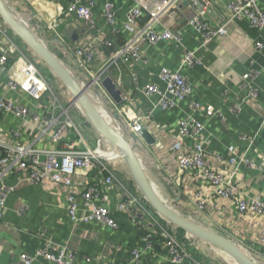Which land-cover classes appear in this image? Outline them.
<instances>
[{"label": "built area", "instance_id": "1", "mask_svg": "<svg viewBox=\"0 0 264 264\" xmlns=\"http://www.w3.org/2000/svg\"><path fill=\"white\" fill-rule=\"evenodd\" d=\"M48 1L65 3L47 27L60 42L65 59L76 62L80 78L71 75L75 77L77 86L84 92H95L112 112L124 111L125 106L115 103L103 82L109 78L115 88L121 91L124 86L123 66L148 63L140 47L142 41L149 45L175 42L181 46L179 65L173 69L162 66L157 72L156 82L142 84L135 74L130 75L135 90L146 99L155 96L156 100L152 102L151 108L144 112L134 111L131 117L120 113L125 127L135 139L128 143L129 147L139 164H149L158 171L198 214L209 220L212 227L250 254L264 257V195L247 193L239 181L242 168L255 170L257 176L264 180V155L256 146V137L239 134L238 142L246 144V147L241 150L237 143H230L225 148V155L212 147L211 133L196 117L206 112L224 119L223 113L211 104L191 98L193 84L182 71L200 65V58L195 50L184 47L179 30L166 27L156 29L153 26V23L161 25L163 15L183 3L193 12L186 22L199 32V47H203L222 34L227 23L234 19L246 17L252 28L263 31L264 12L259 6L261 0H170L166 7L156 12L150 9L151 0H134V4L125 11V25L132 33V38L120 46H117L112 35L117 13L113 0H101L99 17L93 11L95 0ZM220 2L224 3L228 16L222 25L213 28L205 16ZM148 12L152 17L145 21ZM71 16L72 20H68ZM62 26L71 29L80 27L83 33L70 42L59 30ZM5 27L3 23L0 24V74L8 78L0 94V115L8 114L18 119L19 128L30 130L38 137L46 136L55 147L39 150L32 144L8 145L5 141L7 134L0 129V219L9 196L15 191V185L9 184L7 179L15 173L24 182L64 190L66 213L72 225L95 222L116 230L118 222L104 204L105 197L102 195L103 189L114 187L117 198L115 209L125 213L129 220L142 228V240L147 249L152 250L156 238H160L168 250L170 264H202L194 260L182 241L160 222V217L136 193V188L115 175L107 161L119 155L113 141L101 136L98 147L78 148L73 141L65 139L72 132L80 135L72 120L70 106L59 100L44 76L23 58L9 40ZM28 28L35 35L39 33L34 20ZM255 47L263 48L264 45L256 42ZM13 53L17 56L11 59ZM19 62L24 69L15 78L11 70ZM261 76L264 78V70L259 69L250 70L241 76L239 87L246 93L230 105L231 113L238 115L243 104H252L255 111H261L258 90L252 85ZM178 101H186L187 110L177 121L171 142L166 144L154 138V143L148 145L141 136L142 132L150 127L158 132L162 130L160 124L152 122L153 110L170 111L178 106ZM101 117L111 125L107 115ZM10 131L14 136L20 133L19 129ZM145 146H151L152 149ZM78 197L82 199V213H79ZM26 207L21 203L17 214L24 213ZM39 235L44 238L43 246L36 248L33 253L20 252L17 264H38L39 260L50 264H74V250L46 239L44 231ZM131 255L136 261L140 251L134 250ZM84 258L87 262L91 260L90 257Z\"/></svg>", "mask_w": 264, "mask_h": 264}, {"label": "crops", "instance_id": "2", "mask_svg": "<svg viewBox=\"0 0 264 264\" xmlns=\"http://www.w3.org/2000/svg\"><path fill=\"white\" fill-rule=\"evenodd\" d=\"M3 1L17 17L23 20L27 27L33 20L36 21L39 31L37 34L40 35L36 34V36L42 38L46 45L64 57V50L60 42L47 27V24L52 22L59 14L63 8L62 5H65L64 1L61 2L62 4L48 0ZM113 1L117 6V13L116 22L112 26V35L117 46H120L132 38V33L127 30L125 25V11L134 4V0ZM169 1L151 0L150 9L155 12L159 11L161 8L166 7ZM95 3L93 11L99 17L101 16L102 3L101 0H95ZM179 6L169 9L163 15L161 25L153 23V26L156 29L166 27L170 30H179L181 43L184 47L195 50L196 55L200 58V65L192 69L184 68L182 71L193 84L191 98L201 103L211 104L223 113L224 119L206 112L199 113L196 117L198 121L204 124L206 131L211 133L212 147L225 155L226 146L234 142L243 150L246 144L238 142L237 137L241 133H246L256 137V146L264 155V78L261 76L252 84L258 90L260 112L255 111L252 104H243L238 115L231 113L229 110L230 105L237 102L246 93V90H240L239 87L241 76L250 70H264V47H255L256 42L264 45V30L260 31L252 28L246 17L234 19L227 23L222 34H219L218 37L205 46L199 47L201 43L199 32L186 22L193 15V12L189 11L183 3ZM259 6L264 12V0L259 2ZM227 16L228 12L224 7V3L220 2L205 17H207L210 27L216 28L223 24ZM151 17V13L148 12L144 20L149 21ZM68 20H72V16L68 17ZM5 29L11 41L9 29L6 27ZM59 30L70 42L75 41L76 37L83 33V29L80 27L71 29L62 26ZM13 44L15 45V43ZM140 47L148 63L134 66L125 64L123 66L124 86L121 88L122 102L120 105L125 106L124 111L112 112L95 92L89 95L95 110L101 116L107 115V121L115 130L122 131L128 143L133 142V137L125 127L121 114L125 113L131 117L134 111L144 112L151 108L152 102L156 100L155 96L146 99L139 91L135 90L130 82V75L135 74L142 84L156 82L158 70L162 66L171 69L176 68L182 54L181 46L175 42H157L154 45H149L142 41ZM16 56L17 54L13 53L11 59ZM71 60H66L74 65L71 74L80 78L76 62ZM23 69V64L19 62L11 70V75L17 78ZM7 78L5 74H0V94L3 93V86ZM72 104V102L65 103L70 107ZM186 110V101H178V106L170 111L156 108L153 110L152 122L160 124L162 130L158 132L153 127L145 130L153 138H158L160 142L163 141L167 144L171 142L177 121L184 115ZM18 126V119L8 114L0 115V129L7 134L5 137L6 144L12 146L32 144L33 147L39 150H48L55 147V144H52L46 136L38 137L36 133L23 130ZM10 129H19V135H12ZM91 135L86 137L72 132L65 139L73 141L78 148L85 146L96 148L100 145V138L103 135L97 129ZM145 147L152 149L151 146ZM117 151L119 152L118 149ZM107 161L117 177L120 173L125 177L124 180L129 182V174L120 155L109 158ZM142 165L158 175L161 183L176 190L149 164L143 163ZM257 175L258 173L255 170L242 168L239 181L247 193H263L264 195V180ZM19 177L20 175L12 173L7 179L9 184L15 185V191L9 196L7 207L0 219V264H17L20 252L33 253L36 248L43 246L44 238L39 235L41 231H44L46 239H50L57 245H67L74 250L76 254L74 264H159L161 262L170 264L168 262V250L163 241L156 238L154 248L152 250L147 249L145 242L142 240V228L134 221L129 220L125 213L115 209L117 198L114 187L103 189L102 195L105 197L104 204L111 210L113 218L118 222L119 227L116 230L95 222H80L72 225L66 213L64 190L45 185L30 184L19 180ZM84 183L87 184L88 180ZM176 192L178 193L177 190ZM178 195L188 204L179 193ZM78 202L81 208L79 213H82L83 207L80 197H78ZM96 202L99 203V200ZM21 203L27 206L26 210L22 214H17V209ZM201 217L202 219L199 220L206 225H210L209 220L203 216ZM185 235L187 234L185 233ZM137 249L140 251V257L134 261L131 254ZM84 257H90V262H87ZM37 263L50 264L42 260Z\"/></svg>", "mask_w": 264, "mask_h": 264}, {"label": "water", "instance_id": "3", "mask_svg": "<svg viewBox=\"0 0 264 264\" xmlns=\"http://www.w3.org/2000/svg\"><path fill=\"white\" fill-rule=\"evenodd\" d=\"M0 20L6 27L22 39L43 60L50 71L59 78L72 95L71 102H78L86 109L88 114L91 115L92 123L96 129L117 145L119 155L125 164L132 185L156 214L175 227L216 245L227 253L237 264H257L254 260L246 256L240 247L230 238L176 211L159 197L145 177L138 160L132 154L123 133L115 130V128L102 119L101 115L84 95V89L77 86L78 84L76 83L75 77L66 71L60 60L48 49L46 42L39 40L35 34L29 30L23 20L17 17L3 0H0ZM103 86L115 103L120 105L122 102L121 91L115 88L113 82L109 78H106L103 82ZM141 136L147 144H153L155 141L153 136L146 130L142 132ZM133 141H135L134 138Z\"/></svg>", "mask_w": 264, "mask_h": 264}, {"label": "rangeland", "instance_id": "4", "mask_svg": "<svg viewBox=\"0 0 264 264\" xmlns=\"http://www.w3.org/2000/svg\"><path fill=\"white\" fill-rule=\"evenodd\" d=\"M9 34L11 35L10 36L11 37L10 39H12L11 41L15 43L16 48L21 52L23 58L29 63H31L44 76V78L48 81L50 87L55 92L59 100L64 104L65 103L67 104L68 102L70 103L72 100V95L70 94L69 90L62 84L59 78H57L49 69H47L46 64L43 62V60L10 29H9ZM38 36L36 37L39 40H42V38ZM48 49H50V51L60 60L62 65L65 67L66 71L71 73V70H73L74 68L73 63L71 64V62L66 61L65 57H63L56 50H53L50 46H48ZM90 94H91L90 92L84 93L87 100L91 102L89 96ZM70 114L77 130L82 136L85 135L86 137H89L96 130V127L92 123L91 115L88 114L86 109L83 108L78 102L72 104V106L70 107ZM120 132L122 133V131ZM118 175L123 180L125 179V177L122 174L118 173ZM129 177L130 176H128V178ZM130 180L131 179L129 178L128 181ZM127 183L132 184L131 182H127ZM150 183L152 184L151 186L153 187V189L160 193L161 185L154 182H150ZM169 187L174 191V195L177 196V200H175L174 197H167L165 203H167L173 209H177L178 211L185 210L189 212L192 218L194 219H202L200 214H198L193 207H191L189 204H187L184 200H182L179 197L178 193L174 188H172L171 186ZM135 191L137 194H139L137 190ZM159 220L168 229L170 233H172L179 240L182 241V243L186 246V248L188 249L189 253L191 254L194 260L201 261L202 264H220V260L218 259H222L228 264H237L227 253L221 251L216 246H213L212 244H210V242L195 237L191 234L185 235V233L181 230L173 231L162 219L159 218ZM239 247L242 251H245L247 254H249L257 264H264L263 256L252 255L241 246Z\"/></svg>", "mask_w": 264, "mask_h": 264}, {"label": "trees", "instance_id": "5", "mask_svg": "<svg viewBox=\"0 0 264 264\" xmlns=\"http://www.w3.org/2000/svg\"><path fill=\"white\" fill-rule=\"evenodd\" d=\"M47 67V69H49L48 68V66H46ZM50 70V69H49ZM122 159V158H121ZM140 166H141V169H142V171H143V173H144V175H145V177L147 178V180H148V182L150 183V182H154V183H158V184H160L161 186V191H160V193L158 192V191H156L157 192V194L159 195V197L164 201V202H166V198L167 197H174V199L175 200H177V196H175L174 195V191L168 186V185H166V184H163V183H161L160 182V178H159V176L158 175H156L153 171H150V170H148L147 168H145L142 164H140ZM126 175V174H125ZM129 176V175H128ZM130 178V177H129ZM128 178V179H129ZM129 182H131L132 183V181L130 180ZM151 184V183H150ZM152 185V184H151ZM140 195V194H139ZM149 206V205H148ZM150 207V206H149ZM151 208V207H150ZM152 209V208H151ZM176 211H178L177 209H175ZM178 212H180V213H182V214H184V215H186L187 217H189V218H192V216H191V214L189 213V212H187V211H185V210H182V211H178ZM158 215V214H157ZM159 216V215H158ZM165 223H167L168 224V226L173 230V231H179V230H181V231H183L182 229H180V228H177V227H175L174 225H172L170 222H168L167 220H165L164 218H162L161 216H159ZM192 219H194V218H192ZM194 220H196V221H198V222H201L202 224H204V225H206L204 222H202L201 220H199V219H194ZM206 226H208L209 228H211V229H213L214 231H217V232H219L218 230H216L214 227H212V226H210V225H206ZM184 233H186L187 235L188 234H190V233H188V232H186V231H183ZM220 233V232H219ZM191 235H193V234H191ZM193 236H195V235H193ZM195 237H197V236H195ZM199 238V237H198ZM210 244H212V243H210ZM213 246H216V245H214V244H212ZM217 247V246H216ZM218 249H220L219 247H217ZM221 251H223L222 249H220ZM224 252V251H223ZM245 254H246V256H248L249 258H251L252 260H253V258L249 255V254H247L245 251H243ZM218 260H220V264H228L227 262H225V261H223L222 259H218Z\"/></svg>", "mask_w": 264, "mask_h": 264}]
</instances>
